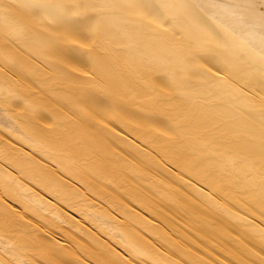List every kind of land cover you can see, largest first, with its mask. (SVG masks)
I'll use <instances>...</instances> for the list:
<instances>
[{"label": "bare ground", "instance_id": "6f19581e", "mask_svg": "<svg viewBox=\"0 0 264 264\" xmlns=\"http://www.w3.org/2000/svg\"><path fill=\"white\" fill-rule=\"evenodd\" d=\"M0 264H264V0H0Z\"/></svg>", "mask_w": 264, "mask_h": 264}]
</instances>
